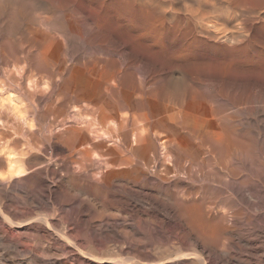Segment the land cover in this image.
<instances>
[{"label": "rangeland", "instance_id": "rangeland-1", "mask_svg": "<svg viewBox=\"0 0 264 264\" xmlns=\"http://www.w3.org/2000/svg\"><path fill=\"white\" fill-rule=\"evenodd\" d=\"M213 1L216 4H214L212 0H0V67L5 64L0 68V154H4L5 156H3L6 157L4 158L0 155V165H2L0 167V198H2L0 199V264H45L46 259V264H68L69 262V264H112V262L108 260V256L102 254L100 255V258H102L101 260L95 257H93L94 259L91 258V254H87L90 245L96 249L100 248V250L102 247L106 248L107 245L118 246L117 248L123 247L125 249L133 246L132 249H135L136 253L133 252V255L131 254L130 257L135 259L134 264L175 263L174 255L169 256L168 251H166V247H168L167 242H169V240L174 242L176 240L175 237H178V234H180V229H178V227L181 225V222L178 220L174 221L176 215L174 212L175 210L172 211V206H167V204L172 205V201L164 192H155L153 188H151L153 187V184L151 186L149 182L153 183V180L151 179L150 171L147 173V169L142 168L143 170H138V167L134 168L131 167L130 164L125 163V158L126 162L127 160H132V157L135 159V156L126 153L125 150H128L130 146L137 143V136H140L141 134L138 133V131L140 132L141 128H143L141 131L142 133L148 131L144 129H147L146 126L150 116L152 95L155 90L157 92V90L162 88L160 93L162 92L163 94L157 92L160 98H163L165 94L175 97L174 95L177 96L178 92L181 90L186 93L189 92L188 94H190L193 89L196 91V94L200 92L207 96L209 93L213 96L216 95V93L223 95L222 88L224 87L217 85V83L215 84V81L218 78L219 79L216 82H224V80L226 82H232L226 87L227 89H232L233 87L237 88L233 85V82H238L237 85L240 84L239 82H264V69L262 68L264 67V55H258L264 54V0ZM111 2H114L115 5ZM101 4L103 8H101ZM116 5L119 7L116 8ZM225 5H228V8ZM122 6L123 8H126L123 9ZM213 6H216L217 8H226L224 16L219 15L216 12L211 15L229 21V25L233 24V26H231L233 31L231 32L238 34L242 33V29L238 25L241 19L257 21L260 16L261 18L263 17L262 20L260 18L257 21L259 22V26L258 30H254V34L256 33L258 35L255 37L252 48H250L249 51L248 49H242L241 51L244 57L242 55V57L236 55L232 58L228 55L225 56L215 53L211 49L214 52L213 54L211 50L206 49L207 47L203 48L202 45L198 47L192 42V24L200 21L201 13L207 11L211 12ZM13 8L24 10L23 15L18 17L19 21H16V24L10 22V20L12 21L11 16ZM192 10H194L196 15ZM255 11L258 13L256 14ZM191 14H193V17H191ZM141 17L143 19H141ZM40 18L47 21L46 25L43 24V20ZM234 19L236 22L233 21ZM147 22L153 23L151 25ZM146 24H148V26ZM153 31L154 33H151ZM77 33L80 34L79 36L81 37H79ZM148 34H151L150 36H153V38L150 39ZM222 40L224 41L223 38ZM222 40L221 43L223 42ZM184 41L187 42L185 43ZM59 42L60 44L62 43L61 46L59 45ZM230 44L233 45L232 43ZM256 44L261 47L259 48L255 46ZM192 45L194 49H191ZM187 47H189V49ZM205 49L210 51L211 54ZM46 51L48 52L46 53ZM40 52L45 53L48 57L51 55L50 57L53 60L50 59V61L47 62L41 61L39 57ZM248 53H250V57H248ZM58 54L60 55L58 56ZM57 56L60 58H57ZM235 58L238 62L233 60ZM247 58L251 59L249 60ZM252 58H254V61ZM53 61H56L57 64ZM198 61L200 62L198 63ZM39 62H41L43 67ZM262 63L263 66L261 67ZM256 64L259 66V69ZM229 65L232 66V68L230 66L231 69L228 68ZM201 66L203 68L205 67V71H202L203 68H201ZM223 66H225L226 71ZM234 67H238V69H235ZM11 68H13V70ZM14 68L16 69L14 70ZM7 69L11 72L5 71ZM232 69L233 73L231 74ZM59 70L64 72H58ZM208 70L212 72L210 73ZM229 70L230 72H228ZM237 70L245 71L246 73L244 72V75V73L242 74V72L239 71L241 73L239 74ZM207 71L209 74L206 73ZM214 71L219 72L214 73ZM73 73L76 74V82H70L68 80V77ZM225 73H227L229 77L227 74L225 75ZM13 74L15 76H13ZM222 74H224L222 76L224 79L220 76ZM18 75L22 77L24 75V77L22 78ZM43 75H46L47 79L45 78L46 76L43 78ZM135 76L139 78L136 77V80L134 79ZM212 76L214 77L212 78ZM220 77L222 78V81ZM132 79H134L136 84L131 82ZM32 80L35 82H31ZM158 82L162 85L159 84L160 86L158 87L154 86L158 85ZM199 82L201 84L204 82L205 86H201ZM148 83H150V85ZM172 83L177 85L174 86ZM144 85H147V89ZM182 85H184V89L181 87ZM245 86L244 88L246 89L247 86ZM148 87L151 88L149 89ZM164 87H166V89ZM174 87L177 91L179 88L182 89L177 92ZM202 89L205 90V94ZM136 90L137 93L139 92L138 95L137 93L135 94ZM194 91H192L190 95H192ZM143 94L146 96L142 97ZM139 96H141L142 99ZM139 101L141 103H139ZM2 104H5L4 107ZM15 106H19V108L21 107V110L17 107L18 110ZM9 107L10 109H15L9 111ZM147 110H149V112ZM19 114L22 117L21 119ZM15 119H18L20 123L15 121ZM121 120L123 122H120ZM141 122L145 126L143 125L142 127ZM132 131H137V133ZM81 141L84 143L82 144ZM80 146L88 149L89 154L82 155L78 151L75 152L74 148L77 150L78 148H81ZM2 147H4V149L6 148L7 152H5L6 149L3 150ZM11 149L13 150L11 151ZM122 151L123 153H121ZM8 152L11 156H9ZM103 152H107V156ZM112 152L113 154H116L113 155ZM15 154L18 158L14 157ZM89 155L92 156L90 157ZM94 156L99 159V163L97 158H95L96 161L94 160ZM102 156L105 159H102ZM121 156H123V158H121ZM115 157L117 160L122 161L117 166L112 165V167L102 163L106 158L116 160ZM89 158H92L91 160H94L96 163ZM8 159L17 166L19 165L18 168L15 165V169H11V171L14 170L16 172L18 171V174L21 173L19 174L20 178L15 172V175L10 174L13 171L8 173L10 168L8 167L10 162L7 163ZM29 159L30 161H28ZM3 160H5L4 163H2ZM32 162L33 165H30ZM5 163L8 164V166ZM22 164L25 167H22ZM40 165L42 167H40ZM21 168L25 169V173L23 172L24 169H22V171L20 170ZM10 175L14 177H11ZM55 183L60 184L55 185ZM10 189H13L14 191ZM80 191L84 193H81ZM49 192L51 194H49ZM128 196L131 199L128 198ZM108 197L109 200L107 199ZM110 200L112 202L116 201L114 202L115 205L112 204ZM163 200L167 203H164ZM28 201L30 202L29 204ZM59 202L61 204H59ZM162 202L164 204H161ZM149 205L153 208L149 207ZM164 205H166L167 208ZM54 207L57 209H54ZM71 208L73 210H71ZM94 209H96L95 212H93ZM107 209L110 210L108 211ZM103 210L108 212V214ZM168 210H170V214H168ZM96 211L98 212L97 214ZM41 214L48 215L49 217L40 218ZM89 214H91V216ZM1 215L5 218H1ZM29 215L30 217H28ZM59 215H61V217ZM77 217L81 218L80 221ZM154 217H156V219ZM35 219H37V221ZM61 219L66 222L63 223ZM86 219L88 220L86 221ZM103 219L106 221H103ZM10 220L12 222L14 221L13 223H15V226ZM26 220L28 221L26 222ZM91 220L92 222H90ZM98 221L100 222L98 223ZM107 222L109 223L108 225ZM42 223L45 225L43 226ZM48 223L51 225L50 227ZM106 225L111 229L109 228L106 230L108 228ZM36 226H38V228ZM41 228L44 231H42ZM120 228L122 231L119 230ZM124 228L126 230H124ZM16 232L17 234L19 233L18 238ZM70 232L71 234L68 235ZM9 233L11 237H8ZM47 233L49 235H47ZM35 234H38V239H44L45 237V240H36L37 236H35ZM97 236L99 238H97ZM14 237L16 240H12ZM160 238L163 241H159L161 240ZM116 239L120 240L118 241ZM52 240H54V242ZM31 243L34 246H32ZM44 243H46L47 246L44 247ZM56 244L61 246L59 247V245ZM153 244L158 245L155 247ZM21 245H23L22 248L19 247ZM40 245L44 247H42V250H44L45 253H43L44 251L41 253L42 250L40 249ZM65 246L67 247L65 248ZM8 247L11 248L9 249ZM163 247L166 249L164 250ZM157 248H159V252ZM64 249H66V252ZM82 249L85 250L83 251ZM80 250L85 253H81ZM49 253L54 256H51ZM134 253L136 254L135 257ZM137 253H140V255ZM42 254L45 256H42ZM207 254L208 251L206 250L204 257L206 258L205 260L207 264H234L231 260L226 262H224V259L220 261L215 260L212 256H208ZM55 255L57 257L53 258ZM58 255L61 256L58 257ZM207 256L209 258H207ZM63 257L65 259H63ZM123 257H126V255ZM66 259L68 260V263ZM121 263L129 264V261H123ZM130 263L133 264V261H130Z\"/></svg>", "mask_w": 264, "mask_h": 264}, {"label": "bare ground", "instance_id": "bare-ground-1", "mask_svg": "<svg viewBox=\"0 0 264 264\" xmlns=\"http://www.w3.org/2000/svg\"><path fill=\"white\" fill-rule=\"evenodd\" d=\"M85 1V0H84ZM221 1V0H220ZM230 1V0H229ZM214 3V1L212 0ZM225 2V1H223ZM101 3V2H100ZM103 3V2H102ZM112 3V2H111ZM114 3V2H113ZM112 3V4H113ZM212 3V4H213ZM239 3V2H238ZM107 4V3H106ZM211 4V3H210ZM216 4V3H214ZM224 4V3H223ZM226 4V3H225ZM98 5V4H97ZM111 5V4H109ZM115 5V3H114ZM230 5V4H229ZM102 6V4H101ZM121 6V5H120ZM226 6V5H225ZM228 6V5H227ZM226 6V7H227ZM116 8L117 5L115 6ZM103 8V6L101 7ZM123 8V6H122ZM126 8V7H124ZM123 8V9H124ZM132 8V7H130ZM129 8V9H130ZM199 8V7H198ZM197 8V9H198ZM228 8V7H227ZM252 8V7H251ZM128 9V10H129ZM54 10V9H53ZM131 10V9H130ZM129 10V11H130ZM125 11V10H124ZM127 11V9H126ZM191 11V10H190ZM194 12V10H192ZM203 11V10H202ZM207 11L205 13H201L200 21L196 22L195 24H192L191 28V35H192V42L196 44L198 47L203 46V48L207 47L206 49L213 50L215 53L221 54V55H228L229 57L234 58L236 55H239L242 57L243 53H241L242 49H249L252 48L255 37H257L258 34H254V30H258L259 22L257 21H250V20H244L241 19L239 22V27L242 29V33H234L231 26L229 25V21L222 20L220 17L212 16L213 13H218L219 15H223L226 12V8H217L216 6L212 8V11ZM233 12V11H232ZM24 10L13 8L12 10V16L10 22L16 24V21H19L18 17L20 15H23ZM192 13V12H189ZM256 13V11H255ZM258 13V12H257ZM256 13V14H257ZM195 14V12H194ZM234 14V13H233ZM240 14V13H239ZM254 14V13H253ZM143 15V14H142ZM193 17V14H191ZM196 15V14H195ZM260 15V14H259ZM198 16V15H197ZM196 16V17H197ZM234 16V15H233ZM250 16V15H249ZM13 17V18H12ZM258 17V16H256ZM255 17V18H256ZM146 18V17H145ZM234 18V17H233ZM250 18V17H249ZM263 18V17H262ZM261 18V20H262ZM37 19V18H36ZM43 20V24L46 25V22L43 18H40ZM141 19H143L141 17ZM192 19V18H191ZM194 19V18H193ZM225 19V18H224ZM145 20V19H144ZM230 20V19H229ZM39 21V20H38ZM151 21V20H149ZM232 21V20H230ZM235 21V19L233 20ZM264 21V20H263ZM190 22V21H189ZM236 22V21H235ZM262 22V21H261ZM18 23V22H17ZM148 23V22H147ZM151 25L152 23L149 22ZM148 23V24H149ZM192 23V22H191ZM72 24V23H71ZM148 24H146L148 26ZM13 25V24H12ZM74 25V23H73ZM130 26V25H129ZM235 27V26H234ZM238 27V28H239ZM76 28V27H75ZM239 28V29H240ZM98 29V28H97ZM77 30V29H76ZM235 30V29H234ZM152 31V30H151ZM76 32V31H75ZM148 32V31H147ZM146 32V33H147ZM181 32V31H180ZM244 32V33H243ZM41 33V32H40ZM68 33V32H67ZM70 33V30H69ZM73 33V32H72ZM71 33V34H72ZM151 33H154L151 32ZM182 33V32H181ZM229 33V35H228ZM259 33V32H257ZM78 34V33H77ZM80 34H78L79 36ZM149 35V34H148ZM151 35V34H150ZM150 39L153 38V36H150ZM77 36V35H76ZM77 36V37H78ZM9 37V36H8ZM62 37V36H61ZM81 37V36H79ZM7 38V37H6ZM177 38V37H176ZM204 38V39H203ZM224 39V41L222 40ZM27 39V38H26ZM47 39V38H46ZM53 39V38H52ZM191 39V38H190ZM7 40V39H6ZM60 40V39H59ZM180 40V39H179ZM189 40V39H188ZM221 40L224 42L221 43ZM182 41V40H180ZM61 42V40H60ZM59 42V45L61 46ZM179 42V41H178ZM183 42V41H182ZM185 42V41H184ZM187 42V41H186ZM185 42V43H186ZM232 43L233 45H231ZM191 44V43H190ZM71 45V44H70ZM184 45V44H183ZM58 46V45H57ZM147 46V45H146ZM185 46V45H184ZM188 46V45H187ZM257 46V44L255 45ZM59 47V46H58ZM148 47V46H147ZM190 47V46H189ZM189 47H187L189 49ZM259 47V46H257ZM261 47V46H260ZM259 47V48H260ZM65 48V47H63ZM51 49V48H49ZM60 49V48H59ZM185 49V48H183ZM193 48V45L191 47ZM197 49V48H196ZM205 49V50H206ZM263 49V48H262ZM1 50V49H0ZM200 50V49H198ZM211 50V51H212ZM19 51V50H17ZM33 51V50H32ZM37 51V50H36ZM41 51V50H40ZM51 51V50H50ZM59 51V50H58ZM63 51V50H62ZM129 51V50H128ZM186 51V50H185ZM195 51V50H194ZM208 51V50H206ZM212 51V52H213ZM252 51V50H251ZM263 51V50H262ZM23 52V51H22ZM48 51H46L47 53ZM55 52V51H54ZM187 52V51H186ZM192 52V51H191ZM197 52V51H195ZM210 53V51H208ZM213 52V54H214ZM244 52V51H243ZM260 52V51H259ZM33 53V52H32ZM50 53V52H49ZM48 53V54H49ZM61 53V52H60ZM31 54V53H30ZM35 54V53H34ZM38 54V52H37ZM64 54V53H63ZM211 54V53H210ZM249 54V56H248ZM247 56L250 57V53H248ZM252 54V53H251ZM257 54V53H256ZM21 55V54H20ZM56 55V54H55ZM60 54H58L59 56ZM193 55V54H192ZM196 55V54H195ZM216 55V54H215ZM242 55V56H241ZM245 55V54H244ZM258 55H264V54H258ZM51 56V55H50ZM46 56L45 53L40 52L39 57L40 60L43 62L50 61L51 57ZM54 56V55H53ZM57 58H60L58 57ZM186 56V55H185ZM214 56V55H213ZM217 56V55H216ZM255 56V55H254ZM253 56V57H254ZM21 57V56H19ZM238 57V56H237ZM244 57V56H243ZM257 57V55H256ZM197 58V57H196ZM26 59V58H25ZM186 59V58H185ZM251 59V58H247ZM246 59V60H247ZM254 58H252L253 60ZM260 59V58H259ZM53 60V59H51ZM63 60V59H62ZM61 60V61H62ZM235 61V59H233ZM241 60V59H240ZM239 60V61H240ZM245 60V61H246ZM251 60V61H252ZM258 60V58H257ZM59 61V60H58ZM191 61V60H190ZM189 61V62H190ZM221 61V60H220ZM233 61V62H235ZM249 61V62H251ZM254 61V60H253ZM252 61V63H253ZM263 61V60H262ZM56 62V61H53ZM186 62V61H185ZM200 61H198L199 63ZM232 62V63H233ZM238 62V61H237ZM242 62V61H241ZM244 62V61H243ZM248 62V61H247ZM41 64V62H39ZM229 63V62H228ZM230 63V64H232ZM260 63V62H258ZM38 64V65H40ZM57 64V62H56ZM156 64V63H155ZM261 64V63H260ZM5 64H3L4 66ZM51 65V64H50ZM225 65V64H224ZM237 65V64H236ZM245 65V64H244ZM248 65V64H247ZM255 65V63H254ZM257 65V64H256ZM1 66V67H3ZM42 66V64H41ZM200 66V65H199ZM227 66V65H225ZM225 66L223 68L226 71ZM231 65H229L228 68H230ZM241 66V65H240ZM250 66V65H249ZM258 66V65H257ZM263 66V63L261 67ZM0 67V68H1ZM6 67V66H5ZM43 67V66H42ZM63 67V66H62ZM61 67V68H62ZM192 67V66H190ZM243 67V66H242ZM241 67V68H242ZM252 67V66H251ZM256 67V66H255ZM59 68V69H61ZM201 68H203L201 66ZM205 68V67H204ZM203 68L202 71H205ZM222 68V67H220ZM232 68V66H231ZM230 68V69H231ZM235 69L238 67H234ZM264 69V67H262ZM13 70V68H11ZM16 68H14L15 70ZM57 69V68H55ZM54 69V70H55ZM66 69V68H65ZM208 69V68H207ZM223 69V70H224ZM244 69V68H242ZM259 69V66H258ZM1 70V69H0ZM21 70V69H20ZM136 70V69H135ZM212 70V69H211ZM221 70V69H220ZM245 70V69H244ZM256 70V69H255ZM261 70V69H260ZM5 71H8L5 70ZM59 70L58 72H60ZM139 71V70H138ZM209 71V70H208ZM208 71L206 73H208ZM222 71V70H221ZM231 74L233 73V69L231 70ZM238 71V70H237ZM240 71V70H239ZM238 73L242 74L246 71H240ZM249 71V70H248ZM251 71V70H250ZM254 71V70H253ZM258 71V70H257ZM11 72V71H8ZM22 72V71H21ZM57 72V73H58ZM64 71H61V73ZM140 72V71H139ZM210 73L212 71H209ZM219 72V71H217ZM214 71V73H217ZM230 72V70L228 71ZM227 72V73H228ZM236 72V70H235ZM18 73V72H16ZM55 73V72H54ZM76 73V72H75ZM73 73L68 77V80L70 82H76L77 77L76 74ZM80 73V72H79ZM205 73V72H204ZM213 73V74H214ZM223 73V71H222ZM225 73V75L227 74ZM246 73V72H245ZM244 73V75H245ZM7 74V73H6ZM15 74V73H14ZM13 74V76H15ZM60 74V73H59ZM65 74V73H64ZM209 74V73H208ZM235 74V73H234ZM250 74V73H248ZM9 75V74H8ZM25 75V74H24ZM23 75V77H24ZM81 75V74H80ZM100 75V74H99ZM211 75V74H210ZM208 75V76H210ZM224 74L220 75L221 77ZM243 75V76H244ZM12 76V75H11ZM12 76V77H13ZM19 76V75H18ZM40 76V75H39ZM46 75H43V78ZM59 76V75H58ZM57 76V77H58ZM65 76V75H64ZM144 76V75H143ZM203 76V75H202ZM218 76V74H217ZM216 76V78H217ZM229 77V75L227 74ZM233 76V75H232ZM10 77V76H9ZM10 77V78H12ZM22 77V76H19ZM18 77V78H19ZM22 77V78H23ZM79 77V76H78ZM83 77V75H82ZM137 76H135L134 79H136ZM214 76H212L213 78ZM220 77V78H221ZM246 77V76H245ZM8 78V77H6ZM15 78V77H14ZM37 78V76H36ZM35 78V79H36ZM40 78V79H43ZM47 79V76L45 77ZM65 78V77H63ZM62 78V79H63ZM81 78V77H80ZM139 78V77H137ZM141 78V77H140ZM204 78V76H203ZM208 78V77H207ZM215 78V79H216ZM224 79V77H222ZM221 78V81H222ZM9 79V78H8ZM17 79V78H16ZM21 79V78H19ZM56 79V78H55ZM134 79H132L131 82H134ZM210 79V77H209ZM214 79V80H215ZM219 79V78H218ZM217 79V80H218ZM18 80V79H17ZM38 80V79H37ZM137 80V79H136ZM141 80V79H140ZM144 80V78H143ZM157 80V79H156ZM204 80V79H203ZM212 80V79H211ZM216 80V81H217ZM230 80V79H229ZM8 81V80H6ZM27 81V80H26ZM25 81V82H26ZM39 81V80H38ZM93 81V80H92ZM117 81V80H116ZM119 81V80H118ZM145 81V80H144ZM147 81V80H146ZM217 85H221L224 88H222V94L219 95L216 93V95L211 96V94H207L205 96V90L204 94L197 93L192 91L193 94L190 95L184 91L178 92L180 89H184V85H182V88H179L178 95H174L175 97H171L169 95H164L163 98H160L158 93H160V88H157L158 86L162 85L158 82V85H154L157 87V89L153 92L152 100H151V110H150V116L147 122V129L144 130L146 133H142L141 128L140 136L138 135V141L135 145L130 146L128 150L126 149L125 152L128 154H131L135 156V159L127 160L125 158V163L130 164L131 167H138V170L147 169V173L149 172L151 175V179L153 180V183H150L151 186L153 184V190L155 192H164L166 195H168L172 201V211L176 213L174 217V221L178 220L181 222V225L178 227L180 229V234H178V237H175L176 240L173 242L172 240H169L167 242V250L169 253V256L174 255V264H207L206 258L204 257V253L207 250L208 256H212L215 260H223L224 262L231 260L234 262V264H264V82H233V85L237 88H230L227 89L226 87L232 83V82H216ZM10 82V81H9ZM13 82V81H12ZM20 82V81H19ZM23 82V81H22ZM35 82V81H31ZM56 82V80H55ZM138 82V81H137ZM150 82V81H149ZM213 82V81H212ZM135 83V82H134ZM147 83V82H146ZM154 83V82H153ZM162 83V82H161ZM166 83V82H163ZM177 83V82H175ZM185 83V82H184ZM200 83V82H199ZM208 83V82H207ZM210 83V80H209ZM208 83V84H209ZM136 84V83H135ZM134 84V85H135ZM138 84V83H137ZM145 84V83H144ZM150 85V83H148ZM147 84V85H148ZM152 84V83H151ZM156 84V83H154ZM160 84V85H159ZM173 84V83H172ZM179 84V82H178ZM195 84V82H194ZM205 83L202 82L200 85L203 87ZM213 84V83H212ZM146 85V86H147ZM174 86L177 84H173ZM180 85V84H179ZM198 85V84H197ZM232 85V86H233ZM248 87H246V86ZM145 86V85H144ZM145 88L147 89V87ZM152 86V85H151ZM169 86V84H168ZM246 87V89L244 88ZM135 87V86H133ZM162 87V86H161ZM173 87V86H172ZM190 87V86H189ZM196 87V86H195ZM231 87V86H229ZM137 88V87H135ZM141 88V87H139ZM144 88V87H142ZM149 89L151 87H148ZM153 88V87H152ZM166 89V87H164ZM178 88V87H177ZM202 88V87H201ZM174 89V90H175ZM188 89V88H187ZM221 89V88H220ZM144 90V89H142ZM164 90V89H163ZM170 91V89L168 88ZM201 90V91H202ZM162 91V90H161ZM190 91V89H189ZM210 91V90H208ZM220 91V90H219ZM96 92V90H95ZM145 92V91H144ZM143 92V93H144ZM172 92V91H171ZM225 92V93H224ZM4 93V92H3ZM137 93V90L135 94ZM139 93V92H138ZM137 93V95H138ZM162 93V92H161ZM160 93V94H161ZM173 93V92H172ZM175 93V92H174ZM163 94V93H162ZM215 94V93H214ZM203 95V96H202ZM2 96V95H1ZM136 96V95H135ZM144 94L142 95V97ZM146 96V95H145ZM144 96V97H145ZM150 96V95H149ZM141 98V96H139ZM148 97V96H147ZM4 99V98H3ZM10 99V98H9ZM142 99V98H141ZM149 99V98H148ZM139 100V99H138ZM11 101V100H10ZM141 101V100H140ZM139 101V103H141ZM150 101V100H149ZM3 102V101H1ZM137 102V101H135ZM12 103V102H11ZM1 104V103H0ZM7 104V103H6ZM14 104V103H13ZM5 104H2L4 107ZM1 107V106H0ZM16 107V106H15ZM19 108V106H17ZM16 107V108H17ZM139 107V106H137ZM6 108V107H5ZM17 108V109H18ZM144 108V107H143ZM9 111L10 107L8 108ZM15 109V108H14ZM12 109V110H14ZM21 110V107L19 108ZM18 109V110H19ZM149 109V107H148ZM11 110V111H12ZM149 112V110H147ZM3 112V111H2ZM22 112V111H21ZM15 113V112H14ZM13 113V114H14ZM7 114V113H6ZM21 114V113H20ZM19 114V115H20ZM1 115V114H0ZM11 115V114H10ZM16 115V113H15ZM9 116V115H8ZM12 116V115H11ZM23 116V115H22ZM27 116V115H26ZM146 116V115H144ZM13 117V116H12ZM20 117L22 118L21 115ZM15 118V117H14ZM25 118V115H24ZM27 118V117H26ZM135 118V117H134ZM141 120V119H140ZM15 121H18V119H15ZM23 121V119H22ZM24 122V121H23ZM120 122H123L122 120ZM137 122V121H136ZM18 123H20L18 121ZM140 123V122H139ZM138 123V126H139ZM142 123V122H141ZM142 123V127H143ZM30 126V125H29ZM137 126V127H138ZM145 126V125H144ZM136 127V126H135ZM137 129V128H136ZM134 132V133H137ZM77 135V134H76ZM135 136V135H133ZM132 136V137H133ZM73 138V137H72ZM136 139V138H135ZM87 140V139H86ZM130 140V139H129ZM133 142V141H131ZM1 143V142H0ZM82 143V141H81ZM84 143V142H83ZM82 143V144H83ZM1 145V144H0ZM89 145V144H88ZM131 145V144H130ZM72 146V145H71ZM77 146V145H76ZM115 146V145H114ZM129 146V145H128ZM1 147V146H0ZM79 147V145H78ZM81 147V146H80ZM3 150L4 147H2ZM74 148V147H73ZM72 148V150H73ZM125 148V147H124ZM75 152L78 151L82 155H88L89 150L85 149L83 147L78 148ZM90 149V148H89ZM93 149V148H91ZM108 149V148H107ZM114 149V148H113ZM118 149V148H115ZM120 149V148H119ZM9 150V149H8ZM13 149H11L12 151ZM36 150V149H35ZM34 150V151H35ZM122 150V149H121ZM92 151V150H91ZM90 151V152H91ZM103 151V150H102ZM105 151V150H104ZM107 151V150H106ZM110 151V150H109ZM108 151V152H109ZM114 151V150H112ZM7 152V149L5 150ZM10 152V151H9ZM8 152V153H9ZM17 152V151H16ZM20 152V151H19ZM38 152V151H37ZM74 152V151H73ZM101 152V151H100ZM4 153V152H3ZM7 153V154H8ZM13 153V152H12ZM15 153V152H14ZM18 153V152H17ZM22 153V152H21ZM20 153V154H21ZM105 153V152H103ZM107 153V152H106ZM105 153V154H106ZM118 153V152H117ZM120 153V152H119ZM123 153V151L121 152ZM80 154V156H81ZM113 154V152H112ZM114 153L113 155H115ZM1 155V154H0ZM4 154L1 155V157ZM13 155V154H12ZM52 155V154H51ZM79 155V154H78ZM94 155V154H93ZM99 155V153H98ZM119 155V154H118ZM122 155V154H121ZM5 156V155H4ZM3 156V157H4ZM7 156V155H6ZM9 156L11 154L9 153ZM90 156V155H89ZM92 156V155H91ZM90 156V157H91ZM97 156V154H96ZM107 156V154H106ZM110 156V155H109ZM117 156V155H116ZM8 157V156H7ZM13 157V156H12ZM16 158H18L15 154ZM13 157V158H14ZM6 158V157H4ZM11 158V157H10ZM15 158V159H16ZM26 158V157H25ZM84 158V157H83ZM93 158V157H92ZM91 158V159H92ZM97 157L94 156V160L96 161ZM116 158V157H115ZM123 158V156H121ZM131 158V157H130ZM12 159V158H11ZM90 159V158H89ZM90 159V160H91ZM98 159V158H97ZM102 159L103 158L102 156ZM1 160V159H0ZM32 160V159H31ZM86 160V159H85ZM89 160V161H90ZM91 160V161H94ZM117 160V158H116ZM114 160V159H108L102 161V163H105L108 166H117L122 162L121 160ZM5 160H3L2 163H4ZM7 161V160H6ZM13 161V159H12ZM15 161V160H14ZM30 161V159L28 160ZM27 161V162H28ZM33 161V160H32ZM88 161V159H87ZM90 161V162H91ZM94 161V163H96ZM99 163V159L97 160ZM101 161V160H100ZM10 162V163H9ZM25 162V161H24ZM34 162V161H33ZM32 164L30 165H33ZM10 165L6 164L9 168L8 173L11 171V169H15V165L13 162H11L8 159V162ZM26 163V162H25ZM92 163V162H91ZM90 163V165H91ZM46 164V163H44ZM43 164V165H44ZM82 164V163H81ZM84 164V163H83ZM88 164V162H87ZM21 165V164H20ZM85 165V164H84ZM94 166V164L92 163ZM2 165H0L1 167ZM6 166V167H7ZM78 166V165H77ZM112 166V167H113ZM129 166V165H128ZM16 167L18 168L19 165ZM22 167L23 166L22 164ZM27 167V166H26ZM37 167V166H36ZM40 167H42L40 165ZM39 167V168H40ZM81 167V166H80ZM130 167V166H129ZM16 168V169H17ZM21 168L20 170L22 171ZM31 169V168H30ZM51 169V167H50ZM49 169V170H50ZM80 169V168H79ZM137 169V168H136ZM142 169V170H143ZM18 170V169H17ZM28 170V169H27ZM41 170V169H40ZM39 170V171H40ZM43 170V169H42ZM48 170V171H49ZM89 170V169H88ZM13 171V172H12ZM10 174L17 173L18 171L12 170ZM25 169L23 170V172ZM34 171V170H33ZM32 171V172H33ZM37 171V169H36ZM121 171V170H120ZM31 172V171H30ZM29 172V175H30ZM35 172V171H34ZM42 172V171H41ZM46 172V171H45ZM25 173V172H24ZM22 173V174H24ZM38 173V172H36ZM48 173V172H46ZM142 173V172H141ZM21 174V173H19ZM18 174V175H19ZM40 174V173H39ZM53 174V172H52ZM58 174V173H57ZM56 174V175H57ZM15 175V174H14ZM26 175V174H25ZM35 175V174H34ZM11 176V175H10ZM22 176V175H21ZM39 176V175H38ZM47 176V175H46ZM61 176V175H60ZM5 177V176H4ZM14 177V176H11ZM63 177V176H62ZM108 177V176H107ZM150 177V176H149ZM17 178V177H15ZM20 178V175H19ZM140 178V177H139ZM12 179V178H11ZM56 179V178H55ZM41 180V179H40ZM39 182L41 183V181ZM62 180V179H60ZM151 180V181H152ZM52 181V180H51ZM43 182V181H42ZM50 182V181H49ZM53 182V181H52ZM63 182V181H61ZM44 183V182H43ZM54 183V182H53ZM64 183V182H63ZM50 184V183H49ZM57 183H55L56 185ZM60 184V183H59ZM57 184V185H59ZM1 187V186H0ZM3 187V186H2ZM42 187V186H41ZM48 187V185H47ZM65 187V186H64ZM54 188V187H53ZM66 189V188H65ZM9 190V189H8ZM13 190V189H10ZM49 190V189H48ZM51 190V189H50ZM6 191V190H5ZM14 191V190H13ZM47 191V190H46ZM64 191V190H63ZM83 191V190H82ZM53 192V191H52ZM81 192V191H80ZM79 193V192H78ZM84 193V192H81ZM151 193V192H150ZM6 194V193H5ZM11 194V193H10ZM46 194V193H45ZM44 194V195H45ZM49 194H51L49 192ZM58 194V193H57ZM159 194V193H158ZM162 194V193H161ZM4 195V194H3ZM15 195V194H14ZM55 195V194H53ZM71 195V194H70ZM69 195V196H70ZM86 195V193H85ZM113 195V194H112ZM152 195V194H151ZM154 195V194H153ZM165 195V196H166ZM9 196V195H8ZM12 196V195H11ZM17 196V195H16ZM25 196V194H24ZM52 196V195H51ZM56 196V195H55ZM59 196V195H58ZM64 196V195H63ZM84 196V195H83ZM156 196V195H155ZM158 196V195H157ZM164 196V195H163ZM4 197V196H3ZM14 197V196H12ZM22 197V196H21ZM77 197V196H76ZM113 197V196H112ZM115 197V195H114ZM153 197V196H152ZM160 197V195H159ZM11 198V197H10ZM15 198V197H14ZM23 198V197H22ZM26 198V197H25ZM54 198V197H53ZM65 198V197H64ZM72 198V197H71ZM128 198H130L128 196ZM127 198V199H128ZM133 198V197H132ZM154 198V197H153ZM167 198V197H166ZM164 198V199H166ZM2 199V198H0ZM17 199V198H16ZM47 199V197H46ZM50 199V198H49ZM80 199V198H79ZM109 200V197L107 198ZM111 199V197H110ZM113 199V198H112ZM131 199V198H130ZM155 199V198H154ZM6 200V199H5ZM30 200V197H29ZM61 200V199H60ZM114 200V199H113ZM119 200V199H118ZM159 200V198H158ZM19 201V200H18ZM59 201V199H58ZM56 201V202H58ZM76 201V200H75ZM105 201V200H103ZM102 201V202H103ZM111 201V200H110ZM123 201V200H122ZM130 201V200H129ZM137 201V200H136ZM135 201V202H136ZM154 201V200H153ZM169 201V200H168ZM170 201V202H171ZM26 202V201H25ZM51 202V201H50ZM71 202V201H70ZM74 202V201H73ZM81 202V201H80ZM112 202V201H111ZM113 201L112 204H114ZM134 202V199H133ZM139 202V201H138ZM137 202V203H138ZM164 203H167L163 200ZM161 204H164V203ZM169 202V203H170ZM13 203V202H12ZM30 202L28 201V204ZM33 203V201H32ZM84 203V202H83ZM136 203V204H137ZM159 203V202H158ZM157 203V204H158ZM18 204V203H17ZM22 204V203H21ZM51 204V203H50ZM59 204H61L59 202ZM69 204V203H68ZM108 204V203H107ZM160 204V203H159ZM19 205V204H18ZM63 205V204H62ZM77 205V204H76ZM80 205V204H79ZM83 205V204H81ZM104 205V204H103ZM115 205V204H114ZM23 206V205H22ZM26 206V205H25ZM55 206V205H54ZM64 206V205H63ZM78 206V205H77ZM106 206V203H105ZM104 206V207H105ZM108 206V205H107ZM111 206V205H109ZM119 206V205H118ZM123 206V205H122ZM166 206V205H164ZM166 206V208H167ZM28 207V206H27ZM26 207V208H27ZM38 207V206H36ZM41 207V206H40ZM43 207V206H42ZM53 207V206H52ZM60 207V205H59ZM83 207V206H82ZM93 207V206H92ZM91 207V208H92ZM101 207V206H100ZM144 207V206H143ZM149 207H151L149 205ZM155 207V206H154ZM169 207V208H170ZM46 208V207H45ZM44 208V209H45ZM58 208V206H57ZM54 207V209H57ZM77 208V207H76ZM80 208V207H79ZM78 208V209H79ZM106 208V207H105ZM110 208V207H109ZM114 208V207H113ZM116 208V207H115ZM148 208V207H147ZM153 208V207H151ZM157 208V207H156ZM165 208V207H164ZM68 209V208H67ZM75 209V208H74ZM85 209V208H84ZM83 209V210H84ZM100 209V208H99ZM98 209V210H99ZM43 210V209H42ZM71 210H73L71 208ZM77 210V209H76ZM82 210V211H83ZM96 209H94L93 212H95ZM97 210V211H98ZM102 210V209H101ZM108 210V209H107ZM110 210V209H109ZM108 210V211H109ZM115 210V209H114ZM149 210V209H148ZM154 210V209H153ZM38 211V210H37ZM55 211V210H54ZM53 211V212H54ZM80 211V210H79ZM87 211V210H85ZM84 211V212H85ZM92 211V209H91ZM96 214L100 211L97 212ZM106 212L105 210H103ZM155 211V210H154ZM170 214V210H168ZM2 212V211H1ZM35 212V211H34ZM48 212V211H47ZM56 212V211H55ZM58 212V211H57ZM66 212V211H65ZM130 212V211H129ZM153 212V211H152ZM42 213V211H41ZM50 213V212H48ZM83 213V212H82ZM111 213V211H110ZM117 213V212H116ZM158 213V212H157ZM167 213V212H166ZM165 213V214H166ZM13 214V213H11ZM33 214V213H32ZM40 214V213H39ZM93 214V213H92ZM108 214V212H106ZM8 215V214H6ZM14 215V214H13ZM12 215V217H13ZM65 215V214H64ZM63 215V216H64ZM72 215V214H70ZM79 215V214H78ZM88 215V213H87ZM91 216V214H89ZM103 215V214H102ZM155 215V214H153ZM10 216V215H9ZM20 216V215H19ZM26 216V215H24ZM34 216V215H33ZM40 216V215H39ZM38 216V217H39ZM61 217V215H59ZM93 216V215H92ZM98 216V215H97ZM172 216V215H171ZM170 216V217H171ZM3 215H1V218ZM30 217V215L28 216ZM36 217V216H35ZM34 217V218H35ZM48 218L49 216L41 214L40 218ZM65 217V216H64ZM95 217V216H94ZM106 217V216H105ZM108 217V216H107ZM5 218V217H3ZM17 218V217H16ZM19 218V217H18ZM33 218V217H32ZM52 218V217H51ZM76 218V217H75ZM79 218V217H77ZM83 218V217H82ZM103 218V216H102ZM156 219V217H154ZM38 219V218H37ZM37 219H35L37 221ZM74 219V218H73ZM81 218L78 220L80 221ZM92 219V218H91ZM111 219V218H110ZM113 219V217H112ZM154 219V220H155ZM13 220V219H11ZM10 220V221H11ZM22 220V219H21ZM39 220V219H38ZM47 220V219H46ZM45 220V221H46ZM54 220V219H53ZM52 220V221H53ZM62 220V219H61ZM84 220V219H83ZM88 219H86L87 221ZM94 220V219H93ZM96 220V219H95ZM101 220V219H100ZM109 221V219L107 218ZM9 221V220H8ZM16 221V220H15ZM28 220H26L27 222ZM32 221V220H31ZM63 221V220H62ZM78 221V222H79ZM103 221H106L103 219ZM173 221V219H172ZM12 222V221H11ZM14 222V221H13ZM12 222V223H13ZM42 222V221H40ZM49 222V221H47ZM58 222V221H57ZM60 222V221H59ZM66 222V221H65ZM63 221V223H65ZM84 222V221H83ZM92 222V220L90 221ZM100 221H98L99 223ZM102 222V221H101ZM19 223V222H18ZM23 223V222H22ZM39 223V222H38ZM54 223V222H53ZM70 223V222H69ZM85 223V222H84ZM94 223V222H93ZM105 223V222H104ZM115 223V222H113ZM156 223V222H155ZM175 223V222H173ZM178 223V222H177ZM6 224V223H5ZM15 226V223H13ZM21 224V223H20ZM43 224V223H42ZM49 224V223H48ZM57 224V223H55ZM90 224V223H89ZM109 223L107 222V225ZM112 224V223H111ZM4 225V224H3ZM26 225V224H25ZM31 225V224H30ZM45 224H43L44 226ZM47 225V224H46ZM53 225V224H52ZM83 225V224H82ZM93 225V224H92ZM103 225V223H102ZM106 225V227H108ZM114 225V224H113ZM11 226V223H10ZM13 226V227H14ZM51 225L49 224V227ZM57 226V225H56ZM55 226V227H56ZM63 226V225H62ZM65 226V225H64ZM74 226V225H73ZM112 226V225H109ZM115 226V225H114ZM158 226V225H157ZM173 226V225H172ZM31 227V226H30ZM38 228V226H36ZM46 227V226H45ZM54 227V226H53ZM60 227V226H59ZM98 227V226H96ZM7 228V227H6ZM23 228V227H22ZM27 228V227H26ZM66 228V227H65ZM73 228V227H72ZM104 228V227H103ZM110 227H108L106 230H108ZM42 229V228H41ZM45 229V228H44ZM50 229V228H49ZM48 229V230H49ZM56 229V228H55ZM53 229V230H55ZM71 229V228H70ZM85 229V228H84ZM92 229V228H91ZM102 229V227H101ZM111 229V228H110ZM34 230V229H33ZM38 230V229H37ZM47 230V229H46ZM58 230V229H57ZM103 230V229H102ZM119 230L122 231L120 228ZM124 230H126L124 228ZM173 230V229H171ZM170 230V231H171ZM7 231V230H6ZM5 231V233H6ZM10 231V230H9ZM31 231V230H30ZM35 231V230H34ZM33 231V232H34ZM41 231V230H40ZM42 231H44L42 229ZM66 231V230H65ZM69 231V230H68ZM120 231V232H121ZM159 231V230H158ZM175 231V230H174ZM20 232V231H19ZM38 232V231H37ZM59 232V231H58ZM72 232V231H71ZM68 233V235L71 234ZM89 232V231H88ZM119 232V233H120ZM124 232V231H123ZM126 232V231H125ZM178 232V231H176ZM175 232V233H176ZM14 233V232H13ZM32 233V232H31ZM82 233V232H81ZM95 233V232H94ZM101 233V232H100ZM105 233V232H104ZM7 234V233H6ZM30 234V232H29ZM39 234V233H38ZM37 234V235H38ZM52 234V233H50ZM55 234V233H54ZM99 234V233H98ZM108 234V233H106ZM112 234V233H110ZM114 234V233H113ZM116 234V233H115ZM124 234V233H123ZM159 234V233H158ZM173 234V233H172ZM2 235V234H1ZM14 235V234H13ZM17 238L19 233L17 234ZM15 235V236H16ZM35 234V236H37ZM43 235V233H42ZM47 235H49L47 233ZM89 235V234H88ZM104 235V234H103ZM128 235V234H127ZM125 235V236H127ZM157 235V234H156ZM168 235V234H167ZM166 235V236H167ZM170 235V234H169ZM6 236V235H5ZM10 236V233L8 234V237ZM46 236V235H45ZM57 236V235H56ZM102 236V235H101ZM108 236V235H106ZM113 236V235H111ZM176 236V235H175ZM3 237V236H2ZM11 237V236H10ZM23 237V236H22ZM39 236H37L36 240ZM44 237V236H43ZM47 237V236H46ZM61 237V236H60ZM64 237V235H63ZM81 237V236H80ZM87 237V236H86ZM155 237V236H154ZM159 237V236H157ZM170 237V236H169ZM25 238V236H24ZM50 238V237H49ZM52 238V237H51ZM66 238V237H65ZM90 238V237H89ZM97 238H99L97 236ZM117 238V237H116ZM173 238V237H172ZM171 238V239H172ZM174 238V239H175ZM6 239V237H5ZM15 239L12 238V240ZM42 239V238H39ZM38 239V240H39ZM60 239V238H59ZM78 239V238H76ZM161 239V238H160ZM4 240V239H3ZM8 240V239H7ZM16 240V239H15ZM18 240V239H17ZM28 240V238H27ZM45 240V237L44 239ZM48 240V239H47ZM46 240V242H47ZM51 240V239H50ZM55 240V239H54ZM54 240H52L54 242ZM99 240V239H98ZM102 240V239H101ZM108 240V239H107ZM110 240V239H109ZM118 240V239H116ZM120 240V239H119ZM118 240V241H119ZM151 240V239H150ZM24 241V240H23ZM22 241V242H23ZM33 241V240H30ZM51 241V242H52ZM64 241V240H63ZM81 241V240H80ZM114 241V240H113ZM112 241V242H113ZM159 241H163L162 239ZM21 242V243H22ZM28 242V241H26ZM44 242V241H43ZM56 242V241H55ZM58 242V241H57ZM72 242V241H71ZM111 242V241H110ZM138 242V241H137ZM141 242V241H140ZM29 243V242H28ZM36 243V242H35ZM50 243V241H49ZM83 243V242H82ZM81 243V244H82ZM95 243V242H94ZM114 243V242H113ZM116 243V242H115ZM166 243V242H165ZM6 244V243H5ZM4 244V245H5ZM17 244V243H16ZM20 244V243H19ZM24 244V242H23ZM34 244V242H33ZM44 247L47 246L46 243H44ZM52 244V243H51ZM61 244V243H60ZM97 244V243H96ZM109 244V243H108ZM112 244V243H111ZM123 244V243H122ZM144 244V243H143ZM26 245V244H25ZM32 245V243H31ZM35 245V244H34ZM32 245V246H34ZM59 245V244H56ZM66 245V243H65ZM70 245V244H69ZM154 245V244H153ZM158 245V244H156ZM156 245H154L156 247ZM13 246V245H12ZM16 246V245H15ZM14 246V247H15ZM23 245L19 246L22 248ZM41 246V245H40ZM50 246V245H49ZM61 245H59L60 247ZM73 246V245H72ZM84 246V245H83ZM121 246V245H120ZM138 246V245H137ZM152 246V247H154ZM30 247V246H29ZM41 250L44 248H42ZM51 247V246H50ZM56 247V246H54ZM67 246H65L66 248ZM70 247V246H69ZM118 247V246H117ZM113 245H107L106 248L102 247L97 250L92 245L89 246V251L87 254H91V258L95 257L97 259L100 258V255L108 256V260L112 262V264H119L123 261H133L134 264V258L130 257V255H133V252L136 253L135 249H132V247L125 249V248H117ZM125 247V246H124ZM144 247V246H143ZM160 247V246H159ZM2 248V247H1ZM9 248V247H8ZM11 248V247H10ZM9 248V249H10ZM13 248V247H12ZM17 248V246H16ZM15 248V250H16ZM64 248V247H63ZM85 248V247H83ZM88 248V247H87ZM105 248V249H104ZM127 248V247H126ZM148 248V247H147ZM162 248V247H161ZM164 248V247H163ZM164 248V250L166 249ZM25 249V248H24ZM29 249V248H28ZM39 249V248H38ZM50 249V248H49ZM52 249V248H51ZM75 249V248H73ZM78 249V248H77ZM80 249V248H79ZM86 249V248H85ZM84 249V250H85ZM139 249V248H138ZM150 249V248H148ZM159 248H157L158 250ZM22 250V249H20ZM35 250V249H34ZM55 250V249H54ZM66 252V249H64ZM68 250V249H67ZM71 250V249H70ZM83 250V249H82ZM83 250V251H84ZM87 250V249H86ZM163 250V249H162ZM2 251V250H1ZM19 251V250H18ZM26 251V250H25ZM36 251V250H35ZM33 251V252H35ZM38 251V250H37ZM44 250L41 251V253ZM59 251V250H58ZM81 251V250H80ZM81 251V253H85ZM139 251V250H138ZM137 251V252H138ZM147 251V250H146ZM145 251V253H146ZM156 251V250H155ZM47 252V251H46ZM57 252V251H56ZM64 252V251H63ZM71 252V251H70ZM151 252V251H150ZM159 252V250H158ZM24 253V252H22ZM26 253V252H25ZM38 253V252H37ZM40 253V254H41ZM45 253V251L43 252ZM54 253V252H53ZM61 253V252H60ZM59 253V254H60ZM134 253V257L135 254ZM154 253V252H153ZM29 254V253H28ZM31 254V253H30ZM50 254V253H49ZM72 254V252H71ZM140 255V253H137ZM150 254V253H149ZM158 255V253L156 252ZM34 255V254H33ZM32 255V257H33ZM51 256L53 254H50ZM57 255V254H56ZM55 255L56 258L57 256ZM70 255V254H69ZM74 255V254H73ZM126 255V257L123 256ZM17 256V255H16ZM37 256V255H36ZM42 256H45L42 254ZM54 256V255H53ZM61 255H58V257ZM79 256V255H78ZM88 256V255H87ZM207 256V258H209ZM31 257V258H32ZM48 257V254H47ZM83 257V256H82ZM142 257V256H141ZM42 258V257H41ZM52 258V257H51ZM62 258V257H61ZM72 258V257H71ZM76 258V257H75ZM78 258V257H77ZM132 258V259H131ZM143 258V257H142ZM147 258V256H146ZM145 258V259H146ZM49 259V258H48ZM58 259V258H57ZM63 259H65L63 257ZM87 259V258H86ZM94 259V258H93ZM92 259V260H93ZM144 259V260H145ZM164 259V258H163ZM51 260V259H50ZM62 260V259H61ZM67 260V259H66ZM89 260V259H88ZM91 260V262H92ZM143 260V261H144ZM211 260V259H210ZM33 261V260H32ZM63 261V260H62ZM65 261V260H64ZM147 261V260H146ZM149 261V259H148ZM147 261V262H148ZM214 261V260H213ZM30 262V261H29ZM42 262V261H41ZM47 262V259L45 261V264ZM55 262V261H54ZM75 262V261H74ZM150 262V261H149ZM212 262V260H211ZM37 263V262H36ZM44 263V262H43ZM65 263V262H64ZM68 263V260H67ZM70 263V262H69ZM68 263V264H69ZM73 263V262H72ZM84 263V262H82ZM98 263V262H96ZM109 263V262H107ZM231 263V262H230ZM40 264V263H39ZM51 264V263H50ZM66 264V263H65ZM86 264V263H85ZM89 264V263H88ZM102 264V263H101ZM122 264V263H121ZM126 264V263H124ZM144 264V263H143ZM153 264V263H152ZM160 264V263H159ZM209 264V263H208ZM232 264V263H231Z\"/></svg>", "mask_w": 264, "mask_h": 264}]
</instances>
